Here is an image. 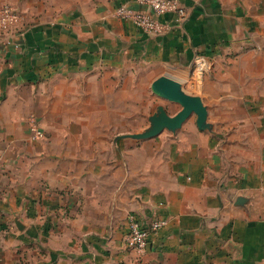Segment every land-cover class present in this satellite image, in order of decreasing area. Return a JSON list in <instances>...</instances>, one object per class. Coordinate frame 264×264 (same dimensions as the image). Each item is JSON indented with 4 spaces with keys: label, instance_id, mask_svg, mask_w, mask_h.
<instances>
[{
    "label": "crops",
    "instance_id": "crops-1",
    "mask_svg": "<svg viewBox=\"0 0 264 264\" xmlns=\"http://www.w3.org/2000/svg\"><path fill=\"white\" fill-rule=\"evenodd\" d=\"M180 1L151 35L115 15L134 0H0L26 19L0 32V264H264V0ZM140 72L199 94L213 130L115 141ZM130 215L169 221L143 256Z\"/></svg>",
    "mask_w": 264,
    "mask_h": 264
},
{
    "label": "built area",
    "instance_id": "built-area-1",
    "mask_svg": "<svg viewBox=\"0 0 264 264\" xmlns=\"http://www.w3.org/2000/svg\"><path fill=\"white\" fill-rule=\"evenodd\" d=\"M172 15L175 22L182 23L188 17L186 7L180 0H134V3H122L115 9V15L122 20L133 23L144 32L151 35H162L167 33L172 23L164 19L166 15ZM23 13L11 3H3L0 6V32H11L25 23ZM196 74L202 77L210 68L209 63L202 55L195 57ZM32 138H43L44 131L39 121L29 118ZM167 217L152 218L143 222L135 215H130L128 231L125 234L124 242L127 248L135 251L139 256L149 251L150 235L167 226Z\"/></svg>",
    "mask_w": 264,
    "mask_h": 264
},
{
    "label": "water",
    "instance_id": "water-1",
    "mask_svg": "<svg viewBox=\"0 0 264 264\" xmlns=\"http://www.w3.org/2000/svg\"><path fill=\"white\" fill-rule=\"evenodd\" d=\"M151 90L162 99L179 104L181 108L175 114H171L168 111V107L160 103L149 116L150 124L147 128L142 131L119 134L115 137V141L149 139L165 130L174 135L183 128L185 122L193 114L196 116V125L199 129L213 130L214 125L209 121L208 105L199 94L186 90L183 83L179 80L169 75H161L152 82ZM248 201L249 199L246 196H239L236 200V205L243 206Z\"/></svg>",
    "mask_w": 264,
    "mask_h": 264
},
{
    "label": "rangeland",
    "instance_id": "rangeland-1",
    "mask_svg": "<svg viewBox=\"0 0 264 264\" xmlns=\"http://www.w3.org/2000/svg\"><path fill=\"white\" fill-rule=\"evenodd\" d=\"M25 24L26 23H23L16 30H19ZM129 74L130 73H127L126 75H128V83H131V81L129 80L131 78V75H129ZM126 75H125V77H126ZM135 79H136V77H135ZM135 79L133 78L134 88H130L131 84L129 85V88H128L130 94H131V89L134 91V95H133L134 96L133 97L134 98V102L131 103V100H129L126 103H124V109H125V111L133 109L134 110V114H135V109L138 107L140 116H139L138 120H136L135 118L133 120L125 118L124 126H123V129L125 131L127 129H130V131L132 129H136L134 132H137V131H142L145 128H147L149 126V124H150L149 116L153 113V111H155V109L157 108V105L160 104V103L161 104H166V106L169 109L172 108L171 106H173V107L175 106V108H176L175 111H178L181 108V106L179 104L174 103V102H170V101L165 100V99H162L161 97H159L156 94H154L152 92V90H151V80L149 79V77H147V74H145V72L144 73L140 72V75L137 78V80L139 82V86L135 87ZM186 90H190V89L186 88ZM192 93H194V92H192ZM135 98L138 101L135 102ZM169 109H168V111L170 113ZM195 119H196V116L193 114L186 122H189L191 120L195 121ZM209 121L212 122V124L215 126L214 120L211 119L210 117H209ZM118 129H119V126H118ZM164 134H166V136L170 135L169 131L165 130L162 133L158 134L157 136L149 138V139H144V140H139V141L132 140V139H124L125 147L128 146L129 144L131 145V144H135L137 142L142 144L143 142H147V141H149L151 139L160 138ZM220 137L222 138V140H223L222 142L225 145H227L229 143V138H228L229 136L228 135L227 136H222L221 135ZM225 145L223 146L224 149L222 151V153L225 155L224 161H226L228 164L231 165L232 162H231L230 154H229L228 150L225 148Z\"/></svg>",
    "mask_w": 264,
    "mask_h": 264
}]
</instances>
